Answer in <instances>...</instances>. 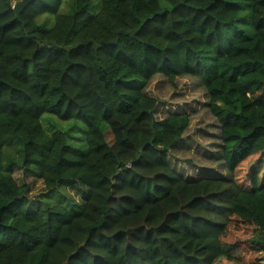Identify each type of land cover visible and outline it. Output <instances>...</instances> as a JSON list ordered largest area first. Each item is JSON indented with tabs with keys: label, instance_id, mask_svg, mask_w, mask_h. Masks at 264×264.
Wrapping results in <instances>:
<instances>
[{
	"label": "trees",
	"instance_id": "obj_1",
	"mask_svg": "<svg viewBox=\"0 0 264 264\" xmlns=\"http://www.w3.org/2000/svg\"><path fill=\"white\" fill-rule=\"evenodd\" d=\"M14 1L0 0V264H262L264 0H31L18 17ZM157 74L200 80L225 175L172 162L189 117L156 116Z\"/></svg>",
	"mask_w": 264,
	"mask_h": 264
},
{
	"label": "rangeland",
	"instance_id": "obj_2",
	"mask_svg": "<svg viewBox=\"0 0 264 264\" xmlns=\"http://www.w3.org/2000/svg\"><path fill=\"white\" fill-rule=\"evenodd\" d=\"M95 10L93 9V11ZM173 82L172 85L164 76L157 74L149 80L144 88L147 95L157 99L155 112L158 118L163 117L169 111H182L189 117L188 128L184 131L179 145L168 153L170 159L177 169L180 168L188 176L214 175L216 173L225 175L227 172L225 167L213 160L219 153L220 130L218 122L206 106L207 98L200 80L191 76H182L177 77ZM55 120L57 119L51 121L56 124V127H52L48 118L43 122L51 130L65 129L64 123L58 122V124ZM78 125L82 129L84 128L83 124L79 123ZM70 134L75 136L74 140H70L72 144L81 147V142L77 139L81 138L83 134L73 130L70 131ZM14 177L18 183L25 182L30 185L29 198L42 199L45 190L40 180L24 177L20 170L14 171ZM241 177L244 179L245 175L241 174ZM57 191L56 195L60 194L59 198L62 203H81L80 191L75 186L63 185ZM55 199L49 198L46 202L53 203ZM259 261L264 264V252Z\"/></svg>",
	"mask_w": 264,
	"mask_h": 264
},
{
	"label": "water",
	"instance_id": "obj_3",
	"mask_svg": "<svg viewBox=\"0 0 264 264\" xmlns=\"http://www.w3.org/2000/svg\"><path fill=\"white\" fill-rule=\"evenodd\" d=\"M31 0H21L19 2L14 3L13 9L15 11L16 16L18 17L23 8L30 2Z\"/></svg>",
	"mask_w": 264,
	"mask_h": 264
}]
</instances>
